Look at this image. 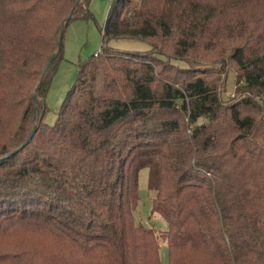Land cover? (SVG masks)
<instances>
[{
    "label": "trees",
    "instance_id": "16d2710c",
    "mask_svg": "<svg viewBox=\"0 0 264 264\" xmlns=\"http://www.w3.org/2000/svg\"><path fill=\"white\" fill-rule=\"evenodd\" d=\"M89 3L0 0V264H162L160 238L167 264H264V0H112L50 125ZM143 169L159 235L136 220Z\"/></svg>",
    "mask_w": 264,
    "mask_h": 264
},
{
    "label": "rangeland",
    "instance_id": "374dc122",
    "mask_svg": "<svg viewBox=\"0 0 264 264\" xmlns=\"http://www.w3.org/2000/svg\"><path fill=\"white\" fill-rule=\"evenodd\" d=\"M111 2L112 0H90L89 10L93 16L87 20H72L67 26L63 39V58L59 62L46 98L48 107L44 118L46 123L55 124L66 96L77 80L80 64L100 50L102 29L105 26ZM111 46L121 50L145 51L149 49L146 43L137 40H113ZM234 89L235 76L231 74L223 90L224 99H231L235 94ZM139 196L136 220L145 225H151L152 220L159 235V231L165 230L167 224L159 216H153L150 220L152 205L148 192L147 169H143L139 175ZM160 242L162 264H167V244L161 238Z\"/></svg>",
    "mask_w": 264,
    "mask_h": 264
},
{
    "label": "water",
    "instance_id": "95a60500",
    "mask_svg": "<svg viewBox=\"0 0 264 264\" xmlns=\"http://www.w3.org/2000/svg\"><path fill=\"white\" fill-rule=\"evenodd\" d=\"M71 17H72V15H70V16L66 19V21H68ZM62 39H63V33H61V36H60V40H59V48H58V50H59L60 47H61ZM54 58H55V55L52 56V58H51L50 61L48 62L47 66H46V69H45V72L47 71V69H48L49 66L51 65V63H52V61L54 60ZM36 131H37V127L34 128V130H33L32 134H31L30 138L27 140V142L24 144V146H26L28 143L31 142V140H32L33 136L35 135ZM21 149H22V147H21L20 149L16 150V151H14V152L12 153V155L15 154V153H17V152L20 151Z\"/></svg>",
    "mask_w": 264,
    "mask_h": 264
}]
</instances>
